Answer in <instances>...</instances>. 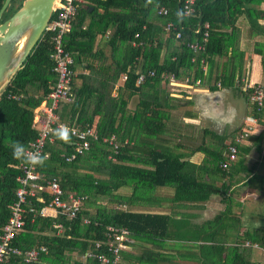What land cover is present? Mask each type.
<instances>
[{
  "label": "trees",
  "instance_id": "trees-1",
  "mask_svg": "<svg viewBox=\"0 0 264 264\" xmlns=\"http://www.w3.org/2000/svg\"><path fill=\"white\" fill-rule=\"evenodd\" d=\"M6 1L0 0V12ZM21 2H10L0 24L20 9ZM184 4L185 0L77 3L78 14L64 37L76 75L71 101L60 103L59 122L69 128L95 126L99 139L69 162L63 155L74 152V137L68 132L66 142L58 136L59 129L52 132V140L46 145L48 157L37 167L41 182L56 178L64 198L73 194L86 199L73 219L42 216L40 210L51 202L42 191L31 199L36 212L27 215L26 225L12 246L23 252L46 247L47 252L40 253L34 264H99L95 258H81L87 252L102 253L96 250V243L106 241L109 226L130 231L122 264H175L187 261L191 250L201 251L203 264H252L253 246L264 249V228L250 229L241 236L240 227L235 226L240 219L232 218L230 204L235 200L229 193L233 187L240 191L246 180L237 177L240 168H246L240 159L243 143L237 144V159L228 169L221 168L229 145L235 144L239 134L256 124L264 126V106L258 111L250 94L242 90L245 55L237 25L245 15L254 35L260 34L264 0H196L194 12L181 19L177 13L184 12ZM162 10L166 13H160ZM204 23L210 24L208 41L203 50L194 51L189 45L202 42ZM53 39L51 32L44 31L22 67L0 90V233L11 216L9 206L16 200L18 177L22 175V161L14 158L13 144L19 142L28 148L37 139L36 112L58 82L51 58ZM261 45L256 43L255 51ZM150 72H155V77H150ZM164 73L175 74L176 82L165 80ZM141 75L146 79L138 84ZM197 80H201L199 85ZM174 83L240 91L257 121H247L230 144L216 136L213 145L207 139L192 149L205 154L204 160L195 164L160 144L172 125L174 105L166 86ZM112 136L119 145L117 150L103 141ZM261 165L264 170V163ZM260 181L264 188V176ZM161 188H172L174 195H157ZM215 197L227 208L213 221L194 224L190 215L181 212L203 206ZM162 200L171 205L165 207ZM54 222L63 225L60 235ZM222 234L227 235L226 241L219 240ZM230 238L236 242L230 244ZM171 240L179 241L174 244ZM207 241L210 243H197ZM1 264L25 263L22 256L12 255Z\"/></svg>",
  "mask_w": 264,
  "mask_h": 264
},
{
  "label": "crops",
  "instance_id": "crops-1",
  "mask_svg": "<svg viewBox=\"0 0 264 264\" xmlns=\"http://www.w3.org/2000/svg\"><path fill=\"white\" fill-rule=\"evenodd\" d=\"M237 25L241 28V50L245 55L246 76L244 79L251 84H262L264 79V45L259 47V51H255V44H264V21L260 22L262 32L258 35H254L251 30L252 26L245 15L238 19ZM112 27H109L108 34L112 31ZM206 67L205 69H207ZM166 88L171 96L174 110L172 111V125L169 126V131L163 141H160V144L195 164H200L204 160L205 154L199 151L191 152L192 149L201 147L207 139L210 140V145H213L212 142L216 141V136L227 139L225 143L230 144L231 139L236 137L247 125V118L252 116L250 105L240 91L236 92L218 87L211 90L209 84L192 86L174 83L169 84ZM263 132L264 126L256 124L252 127L250 138L242 144V157L240 159L245 162L247 169L241 167L237 177H245L246 180L242 182L243 184L241 183L240 191H235L236 188L233 187L229 193L235 200L230 202L232 218L240 219V223L235 222L234 219L232 222H235L236 228L240 227L241 236L250 229L264 228V188L260 181V177L264 176V170L261 168V163H264ZM197 207L187 210L181 209V212L192 215L189 217L192 223L203 224L213 221L224 212L227 204L215 197L203 206ZM160 210L168 211L166 208H160ZM47 216L57 218L58 214L55 210L50 209ZM218 238L221 242L228 239L227 235L223 234L218 235ZM176 241L171 240L170 242L175 244L179 240ZM229 242L231 244L236 241L230 238ZM197 243L209 244L210 242ZM172 254L176 255L175 250ZM201 256V251L191 250L188 251L187 261H178L175 264H203V261L200 260ZM251 261L252 264H264V249L253 246Z\"/></svg>",
  "mask_w": 264,
  "mask_h": 264
},
{
  "label": "built area",
  "instance_id": "built-area-1",
  "mask_svg": "<svg viewBox=\"0 0 264 264\" xmlns=\"http://www.w3.org/2000/svg\"><path fill=\"white\" fill-rule=\"evenodd\" d=\"M195 1L185 0V15H190L194 12ZM79 2H82V0H58L53 16L46 28V31L51 32L52 38H54V48L51 58L55 63L54 70L58 75V82L50 92L47 100L36 112L35 124L40 132L37 139L31 142L29 147L26 148L30 154L37 153L41 157L45 155L48 157L46 145L48 140H52V132L55 128L59 130L66 128L74 137V140L71 142L74 152L69 156L63 155L66 161L69 162L76 159L78 155L87 152L91 147V141L99 139L95 126L78 129L73 127L69 128L67 125L59 122L58 110L60 103L63 101H71L72 99L71 86L76 74L71 68L74 60L64 47V37L72 29L73 21L78 14L77 3ZM189 10L190 14H188ZM162 12L165 11H160V13ZM171 26V24L167 26V30H170ZM202 29L204 30L202 31V42L196 41L189 45L194 51L203 50L208 41L210 24L204 23ZM177 37L180 38L181 34L177 33ZM149 76L155 77V72H150ZM162 77L170 82H176L177 80L175 74L164 73ZM145 79L146 76L141 75L137 83L141 84ZM123 80H126V76L123 77ZM189 81L190 79H186V82ZM200 83L201 80L196 81L197 85ZM242 83V90L250 94L251 102L255 108L258 111L261 110L264 106V87L262 84H251L245 79L242 80ZM247 121L253 124L257 120L255 117L250 116L247 118ZM251 133L252 127H249L248 130L243 131L236 137L235 144L229 145L226 159L221 162L222 169H228L231 163L237 159V144L244 143ZM103 141L109 143L114 150H117L119 147L115 136L104 138ZM20 166L22 170V175L18 177L20 187L16 193V200L9 206L11 216L0 233V264L8 260L12 255L22 256L25 264H34L38 261L40 253L47 252L46 247L34 248L23 252L12 246L13 240L22 232L26 225L27 215L36 212L33 205H31V199L38 197V191L48 194L51 198V202L40 210V214L44 217H48V210L53 209L58 215H64L69 219H73L77 217L86 199L85 196H75L73 194L64 198L65 193L56 178L47 180L43 184L41 182L42 175L37 168L38 164L33 166L22 162ZM53 227L57 229L58 235L63 232L64 228L62 224L54 222ZM129 242V229L109 226L106 231V241L104 243H96V250L101 249L102 253L87 252L82 259L95 258L99 264H122V252L129 248Z\"/></svg>",
  "mask_w": 264,
  "mask_h": 264
},
{
  "label": "water",
  "instance_id": "water-1",
  "mask_svg": "<svg viewBox=\"0 0 264 264\" xmlns=\"http://www.w3.org/2000/svg\"><path fill=\"white\" fill-rule=\"evenodd\" d=\"M56 0H22L20 9L0 24V90L18 71L53 16ZM11 0L0 12L4 14Z\"/></svg>",
  "mask_w": 264,
  "mask_h": 264
},
{
  "label": "clouds",
  "instance_id": "clouds-1",
  "mask_svg": "<svg viewBox=\"0 0 264 264\" xmlns=\"http://www.w3.org/2000/svg\"><path fill=\"white\" fill-rule=\"evenodd\" d=\"M190 14V10L189 13ZM179 18H183L185 16V12L180 11L177 13ZM234 118V117H233ZM58 136L63 139L64 141H68L69 139V134H68V130L66 128H62L60 130H58ZM13 156L15 159L20 160L26 164H30V165H43L45 160L47 159V156H43L41 157L39 154L37 153H29L26 148L20 144L19 142H15L13 144Z\"/></svg>",
  "mask_w": 264,
  "mask_h": 264
},
{
  "label": "rangeland",
  "instance_id": "rangeland-1",
  "mask_svg": "<svg viewBox=\"0 0 264 264\" xmlns=\"http://www.w3.org/2000/svg\"><path fill=\"white\" fill-rule=\"evenodd\" d=\"M130 191V189L129 188H124L123 189V191ZM157 195H163V196H172V195H174V190L172 189V188H161V189H158V191H157ZM162 202H164V205H165V207L166 206H170L171 205V203H170V201H168V200H162ZM261 203H262V201H261ZM190 216H192V215H190Z\"/></svg>",
  "mask_w": 264,
  "mask_h": 264
},
{
  "label": "bare ground",
  "instance_id": "bare-ground-1",
  "mask_svg": "<svg viewBox=\"0 0 264 264\" xmlns=\"http://www.w3.org/2000/svg\"><path fill=\"white\" fill-rule=\"evenodd\" d=\"M57 3H58V0L55 1V3H54V7H56Z\"/></svg>",
  "mask_w": 264,
  "mask_h": 264
}]
</instances>
